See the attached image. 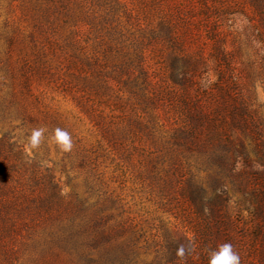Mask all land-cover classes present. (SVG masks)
<instances>
[{"label": "rangeland", "instance_id": "obj_1", "mask_svg": "<svg viewBox=\"0 0 264 264\" xmlns=\"http://www.w3.org/2000/svg\"><path fill=\"white\" fill-rule=\"evenodd\" d=\"M191 85L258 163L228 103L243 99L264 139V0H0V138L50 168L64 195L130 224L133 255L98 264H208L194 250L203 239L192 246L199 218L185 188L220 175L240 264H264L245 157L219 167L180 136L194 127L182 101ZM42 241L14 242L0 264H96Z\"/></svg>", "mask_w": 264, "mask_h": 264}, {"label": "trees", "instance_id": "obj_2", "mask_svg": "<svg viewBox=\"0 0 264 264\" xmlns=\"http://www.w3.org/2000/svg\"><path fill=\"white\" fill-rule=\"evenodd\" d=\"M187 87L182 101L194 127L183 130L180 136L183 141L190 140L198 149L209 152L219 167L231 169L232 154L245 157L248 173L258 185L250 199L253 216L258 220L257 236L261 233L264 237L261 225V222L264 224V139L258 127L263 119L254 118L243 99L237 104L228 103L238 129L244 134L250 133L254 141L259 162L252 163L242 141L237 148L232 144L230 123L219 120L216 110L206 113L198 96L189 94L193 85ZM224 93L229 96L227 90ZM226 124L227 128H223ZM225 136L229 138L226 141ZM210 187L190 181L185 188L199 218V234L192 246L198 247V237L203 239L201 249L194 250L200 251L199 255L208 264L211 253L219 247L216 238L230 243L237 254L233 232L236 225L227 211L229 197L224 177L220 175ZM108 209L101 201L88 203L87 199L64 195L50 168L30 157L19 141L8 136L0 138V252L16 255L17 250L11 244L19 241L25 246L29 240L42 235L45 250L58 256L66 254L72 259L78 257L96 264L127 261L134 252V243L128 234L132 227L124 218L117 220L113 213L105 212ZM122 213L119 211V215Z\"/></svg>", "mask_w": 264, "mask_h": 264}, {"label": "clouds", "instance_id": "obj_3", "mask_svg": "<svg viewBox=\"0 0 264 264\" xmlns=\"http://www.w3.org/2000/svg\"><path fill=\"white\" fill-rule=\"evenodd\" d=\"M209 264H240V258L230 243H224L211 253Z\"/></svg>", "mask_w": 264, "mask_h": 264}]
</instances>
